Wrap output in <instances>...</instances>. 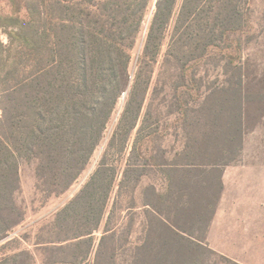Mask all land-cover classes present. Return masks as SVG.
Masks as SVG:
<instances>
[{"label": "rangeland", "instance_id": "obj_1", "mask_svg": "<svg viewBox=\"0 0 264 264\" xmlns=\"http://www.w3.org/2000/svg\"><path fill=\"white\" fill-rule=\"evenodd\" d=\"M157 1L152 0L131 53L132 80ZM183 1L178 0L176 12ZM246 1L235 0L238 10L228 7L223 20L239 21ZM248 2L252 31L244 44L240 70L228 66L219 55L199 64L194 72L200 96L193 100L186 94L185 118L177 110L180 67L174 60L166 61L172 23L156 59L138 127L126 148L116 130L132 84L119 99L86 169L68 190L52 193L38 177L37 161L21 162L20 188L14 200L23 219L0 241V264H160L163 250L178 248L167 225L203 247L185 251L180 259L172 254L169 262L264 264V0ZM11 10L10 0H0L1 14ZM1 41L5 60L11 49L7 31L1 33ZM144 119L140 156L135 145ZM156 130L159 134L150 139L148 135ZM148 148L157 157L159 168L145 156ZM216 166L254 170L245 179L230 176L225 205L231 208L226 213L233 214L222 213L217 219L214 212L221 184ZM98 170L102 172L98 183L106 189L97 201L91 206L81 199L83 204L75 205L69 218L62 215ZM104 201L101 221L88 234L94 228L91 210L98 213ZM82 214L84 219L75 222ZM224 226L235 240L220 244V251L210 245L209 235L214 238Z\"/></svg>", "mask_w": 264, "mask_h": 264}, {"label": "trees", "instance_id": "obj_2", "mask_svg": "<svg viewBox=\"0 0 264 264\" xmlns=\"http://www.w3.org/2000/svg\"><path fill=\"white\" fill-rule=\"evenodd\" d=\"M10 2L11 13H0V241L23 219L14 200L20 188L21 162L36 160L38 177L52 193L68 190L86 169L119 99L132 84L116 130L126 148L130 134L138 127L156 59L172 23L166 61L174 60L180 67V118L188 113L186 94L193 100L200 96L195 68L219 55L228 66L240 70L244 44L252 31L248 0L234 23L224 21L222 15L228 7L238 10L235 0H184L178 12V0H158L132 80L131 53L152 0ZM5 31L11 49L4 60L1 33ZM145 123L144 119L139 126L135 145L140 156ZM158 134L156 130L148 137ZM145 152L159 168L150 149ZM100 173L98 170L92 176L62 215L69 218L74 206L83 204L81 199L91 206L97 201L106 189L98 183ZM114 180L111 177L107 190ZM105 201L98 213L91 210L94 228L88 234L99 225ZM83 219L84 214L75 222ZM165 227L178 248L163 250L158 257L160 264H177L168 257L174 254L180 259L187 250L203 248L178 229Z\"/></svg>", "mask_w": 264, "mask_h": 264}, {"label": "crops", "instance_id": "obj_3", "mask_svg": "<svg viewBox=\"0 0 264 264\" xmlns=\"http://www.w3.org/2000/svg\"><path fill=\"white\" fill-rule=\"evenodd\" d=\"M216 168L219 170V180H220V184H221V193H220V199H219V202H218V205H217L218 208L214 212L215 213V219L219 218V216L222 213L227 214V215H232L233 214L232 212L226 213V210L231 209V208L230 207H226V205H225V196L227 195V191L229 189L228 180H229L230 176L234 175L235 177H238L239 179L242 176L245 179L246 177H250V175H251L250 171H252V172L254 171L253 169H251L249 171V170H247L245 168L243 170L241 167H238V166L227 167V168L222 167L223 169L221 168V166L214 167L215 170H216ZM236 186L234 188L238 189V185H236ZM246 191L249 192L248 189ZM248 200H250V199H247L246 201H248ZM242 205H245V203L242 204ZM235 208L237 209V206H235ZM221 229L219 231H217V235H214V238H213V236L211 237V234L209 235L210 245L213 248L220 249V251H221V247H222V246H220V244H223V242H226V241L228 242L230 240H232V241L235 240L232 237L230 238L228 227L224 226L223 229L222 230ZM232 233H233V230H232Z\"/></svg>", "mask_w": 264, "mask_h": 264}]
</instances>
